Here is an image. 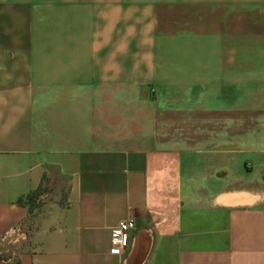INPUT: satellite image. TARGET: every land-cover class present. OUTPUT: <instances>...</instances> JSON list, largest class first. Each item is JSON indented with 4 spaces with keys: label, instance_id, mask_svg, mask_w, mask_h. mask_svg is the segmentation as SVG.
<instances>
[{
    "label": "crops",
    "instance_id": "obj_1",
    "mask_svg": "<svg viewBox=\"0 0 264 264\" xmlns=\"http://www.w3.org/2000/svg\"><path fill=\"white\" fill-rule=\"evenodd\" d=\"M17 230L14 264H264V0H0Z\"/></svg>",
    "mask_w": 264,
    "mask_h": 264
},
{
    "label": "built area",
    "instance_id": "obj_2",
    "mask_svg": "<svg viewBox=\"0 0 264 264\" xmlns=\"http://www.w3.org/2000/svg\"><path fill=\"white\" fill-rule=\"evenodd\" d=\"M133 227L134 222L130 217L117 222V224L112 228L109 238L113 251L127 247L129 244L130 231L133 229Z\"/></svg>",
    "mask_w": 264,
    "mask_h": 264
},
{
    "label": "rangeland",
    "instance_id": "obj_3",
    "mask_svg": "<svg viewBox=\"0 0 264 264\" xmlns=\"http://www.w3.org/2000/svg\"><path fill=\"white\" fill-rule=\"evenodd\" d=\"M26 236L24 232L17 230L0 241V264H14V251L20 244H23L17 240Z\"/></svg>",
    "mask_w": 264,
    "mask_h": 264
},
{
    "label": "trees",
    "instance_id": "obj_4",
    "mask_svg": "<svg viewBox=\"0 0 264 264\" xmlns=\"http://www.w3.org/2000/svg\"><path fill=\"white\" fill-rule=\"evenodd\" d=\"M43 189L41 186H37L34 190L31 192H28L27 194L23 196H19L16 199V203L18 204H26L29 208L35 206L37 203V200L39 199V195L42 193Z\"/></svg>",
    "mask_w": 264,
    "mask_h": 264
}]
</instances>
